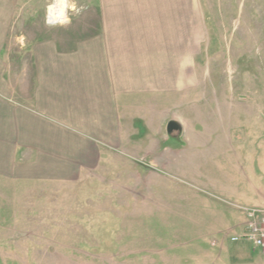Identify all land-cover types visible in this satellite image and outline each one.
<instances>
[{"label":"rangeland","instance_id":"rangeland-1","mask_svg":"<svg viewBox=\"0 0 264 264\" xmlns=\"http://www.w3.org/2000/svg\"><path fill=\"white\" fill-rule=\"evenodd\" d=\"M60 1L68 5L66 23L82 10V22L94 25L84 16L93 2ZM51 4L37 0L38 17L17 19L10 57L29 36L20 31L44 19ZM162 9V18L150 12L135 20L150 31L157 60L175 63L177 79L146 99L151 112L137 113L132 145L111 149L87 176L0 171V264H253L262 257L229 235L241 232V207H264L257 143L264 137V0H168ZM170 122L176 128L168 130Z\"/></svg>","mask_w":264,"mask_h":264},{"label":"crops","instance_id":"crops-1","mask_svg":"<svg viewBox=\"0 0 264 264\" xmlns=\"http://www.w3.org/2000/svg\"><path fill=\"white\" fill-rule=\"evenodd\" d=\"M90 1L94 11L84 16L94 18L93 26L82 22V10L55 25L45 21V13L20 31L29 35L20 44L26 48L12 58L8 34L17 19L38 15L32 10L37 0H0L2 174L72 179L100 169L104 154L132 145L129 130L137 113L147 117L151 112L146 99L165 94L167 81L177 79L175 63L157 60L161 54L152 51L150 31L135 20L150 12L166 16L162 7L168 0ZM257 143L264 161L263 135ZM259 194L264 199V190ZM261 258L251 262L263 264Z\"/></svg>","mask_w":264,"mask_h":264},{"label":"built area","instance_id":"built-area-1","mask_svg":"<svg viewBox=\"0 0 264 264\" xmlns=\"http://www.w3.org/2000/svg\"><path fill=\"white\" fill-rule=\"evenodd\" d=\"M47 8H49V6ZM56 12L61 11L56 10ZM55 14H57L55 10L51 12L50 9H47L46 21L48 23L62 22H52V20H50V18L54 19L53 17H55ZM241 210L246 218L245 229L237 234L234 233L230 235L229 239L231 242H249L254 249L258 250L264 256V207H241Z\"/></svg>","mask_w":264,"mask_h":264},{"label":"bare ground","instance_id":"bare-ground-1","mask_svg":"<svg viewBox=\"0 0 264 264\" xmlns=\"http://www.w3.org/2000/svg\"><path fill=\"white\" fill-rule=\"evenodd\" d=\"M67 6H68L67 4L62 3L61 7H58L55 5V0H53V4L49 5V8H47V9H50L51 12H52V10H55V13H57V14H55V17H53L54 19L50 18V20H52V22L66 20L65 19V10H66ZM56 10H60L61 12H56Z\"/></svg>","mask_w":264,"mask_h":264},{"label":"water","instance_id":"water-1","mask_svg":"<svg viewBox=\"0 0 264 264\" xmlns=\"http://www.w3.org/2000/svg\"><path fill=\"white\" fill-rule=\"evenodd\" d=\"M174 128H176V125L173 122H170L168 124V130H171V129H174Z\"/></svg>","mask_w":264,"mask_h":264}]
</instances>
